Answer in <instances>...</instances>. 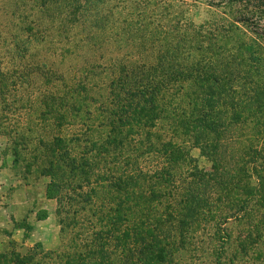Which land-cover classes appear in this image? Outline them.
I'll list each match as a JSON object with an SVG mask.
<instances>
[{
  "label": "rangeland",
  "instance_id": "rangeland-1",
  "mask_svg": "<svg viewBox=\"0 0 264 264\" xmlns=\"http://www.w3.org/2000/svg\"><path fill=\"white\" fill-rule=\"evenodd\" d=\"M6 10L0 13V27L14 33L23 22L12 8ZM23 17L40 23L36 40L47 37L51 42L27 43V50L0 49L3 67L16 72L13 94L5 101L0 98V252L10 253L13 247L28 252L39 244L46 250L60 249L71 231L61 225L65 213H59L57 199L47 194V162H35V157L47 151L41 142L44 132H58L52 122L63 103L60 89L68 84L74 91L78 88L67 73L90 66L96 67L89 75L95 87L88 93L95 99L105 96L113 80L126 91L118 88L126 99L133 98L128 95L132 90L155 88L153 106L142 103L152 108L155 118L156 127L147 129L160 130L156 136L162 134L164 141L153 136L150 142L143 136L139 149L146 152L140 162L145 169L164 161L170 143L182 145L174 172L183 174L180 181L187 194L192 186L187 169L197 166L202 174L212 175V161L203 146H218L221 166L228 169L217 179L219 186L234 192L235 198V192L241 199L254 197L241 212L243 219L230 218L224 225L228 242H223L213 220L202 221L190 233L189 243L175 251L176 259L182 264H230L239 241L252 237L262 246L264 0H57L50 9L29 7ZM69 41L76 44L69 47ZM67 91L70 95L71 89ZM96 115L94 129L104 132L106 126L97 125L107 119ZM113 135L111 144L118 149L121 137ZM136 135L125 134L121 147H141L129 141ZM103 138L107 136L100 135ZM196 186V191L207 189Z\"/></svg>",
  "mask_w": 264,
  "mask_h": 264
},
{
  "label": "trees",
  "instance_id": "trees-1",
  "mask_svg": "<svg viewBox=\"0 0 264 264\" xmlns=\"http://www.w3.org/2000/svg\"><path fill=\"white\" fill-rule=\"evenodd\" d=\"M52 3H57V0H0V13L4 10L8 13L6 9L12 8L14 14H20L23 22L16 26L14 33L12 29L0 27V49L5 47L10 52L27 50V43L50 44L47 37L36 40L42 31L40 23L35 20L28 22L23 16L29 7L30 10L48 6L50 9ZM20 32L26 36L21 37ZM67 44L72 47L76 42ZM64 51L69 55L70 50ZM95 68L84 67L82 73H67L68 81H76L78 88L74 91L68 84V88L63 86L60 89L63 103L59 117L52 122L58 132L50 129L44 132L49 138L46 140L44 137L41 142L47 151L40 159L35 157V162H47L43 167L51 178L47 194L57 199L59 213H65L61 225L71 231L67 230L60 249L46 250L39 244L28 252H20L13 247L10 253L0 252V264H182L176 259L175 251L189 243L190 233L197 230L202 221L211 220L223 234V242H228L231 237L224 225L230 218L243 219L245 213L241 212L251 205L254 197L248 194L241 199L239 192H235V198L234 192H226V188L219 186L217 179L223 177L228 169L221 166L218 146H203L207 157L211 158L215 174L204 175L197 166L187 169L189 178H192V186L186 188L190 191L187 194L182 189L185 183L180 181L183 174L178 177L174 172L175 164L180 163L177 153L184 149L182 145L170 143L171 150L163 154L164 161L155 169H145L140 162L146 152L139 149L146 140L143 136L150 141L161 132L152 133L147 129L156 127L153 124L155 118L149 112L152 108L144 107L145 103L153 106L155 101L151 96H155V88L132 90L128 95L133 98L126 99L121 97V88L113 80L105 96L95 99L88 93L95 87L89 80ZM14 73L3 67L0 58V98L4 101L13 94ZM68 89H71V94L65 95ZM110 94L119 101L111 99ZM96 114L107 119V122L100 121L97 125L98 128L106 126L104 132L94 129L96 125L92 119H99ZM4 118L8 119L6 115ZM48 126L51 128L50 123ZM133 132L137 135L129 141L141 144V147H121L124 135ZM116 133L121 137L118 149L111 144ZM104 134L107 138L100 139ZM161 137L162 134L156 136L163 142ZM18 152L15 151L16 155ZM239 169L248 171L247 166H239ZM228 175L229 178L234 177L231 172ZM262 178L264 180V176ZM196 183L207 189L196 191L193 189ZM176 195L175 203L168 201H174ZM262 198L260 201L264 202V196ZM165 203L168 204L163 208ZM260 217L264 221V212ZM263 237L264 233L260 239ZM230 264H264V243L259 246L252 237L239 241Z\"/></svg>",
  "mask_w": 264,
  "mask_h": 264
},
{
  "label": "crops",
  "instance_id": "crops-1",
  "mask_svg": "<svg viewBox=\"0 0 264 264\" xmlns=\"http://www.w3.org/2000/svg\"><path fill=\"white\" fill-rule=\"evenodd\" d=\"M7 207H8V205H7ZM0 209H1V206H0ZM8 209V208H7ZM0 224H1V221H0ZM2 224H5L6 225V223H4V222H2ZM15 236V234H13V237ZM0 238H1V234H0ZM0 245H1V243H0Z\"/></svg>",
  "mask_w": 264,
  "mask_h": 264
}]
</instances>
